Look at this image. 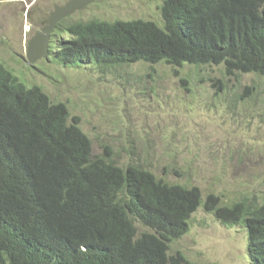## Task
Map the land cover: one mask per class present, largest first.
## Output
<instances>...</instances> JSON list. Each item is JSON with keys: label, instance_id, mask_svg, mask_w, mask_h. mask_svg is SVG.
Segmentation results:
<instances>
[{"label": "trees", "instance_id": "trees-1", "mask_svg": "<svg viewBox=\"0 0 264 264\" xmlns=\"http://www.w3.org/2000/svg\"><path fill=\"white\" fill-rule=\"evenodd\" d=\"M158 13L156 21L60 19L48 54L100 69L222 64L226 75L264 76V0H161ZM198 206L242 225L249 260L264 264V197L202 198L197 185L117 164L107 144L93 154L63 101L0 62V264H202L168 251Z\"/></svg>", "mask_w": 264, "mask_h": 264}, {"label": "rangeland", "instance_id": "rangeland-1", "mask_svg": "<svg viewBox=\"0 0 264 264\" xmlns=\"http://www.w3.org/2000/svg\"><path fill=\"white\" fill-rule=\"evenodd\" d=\"M0 0V62L26 86L36 84L76 115L97 154L109 145L119 165L135 162L156 177L197 185L221 202L264 197V76L224 74L222 64L135 62L100 69L61 65L46 53L28 62L27 41L53 4ZM161 0H90L61 19H159ZM20 77V78H19ZM246 86H253L246 88ZM188 229L169 243L190 262L252 264L248 235L198 206ZM138 230L145 228L137 225Z\"/></svg>", "mask_w": 264, "mask_h": 264}, {"label": "water", "instance_id": "water-1", "mask_svg": "<svg viewBox=\"0 0 264 264\" xmlns=\"http://www.w3.org/2000/svg\"><path fill=\"white\" fill-rule=\"evenodd\" d=\"M90 0H67L63 4H53V9L49 12L46 22L27 41L25 56L28 62L45 57L47 53V40L49 34L62 17L70 14L74 10L83 7Z\"/></svg>", "mask_w": 264, "mask_h": 264}, {"label": "clouds", "instance_id": "clouds-1", "mask_svg": "<svg viewBox=\"0 0 264 264\" xmlns=\"http://www.w3.org/2000/svg\"><path fill=\"white\" fill-rule=\"evenodd\" d=\"M47 42H48V40H47Z\"/></svg>", "mask_w": 264, "mask_h": 264}]
</instances>
